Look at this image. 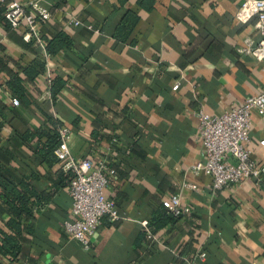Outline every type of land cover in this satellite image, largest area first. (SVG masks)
I'll list each match as a JSON object with an SVG mask.
<instances>
[{
  "label": "crops",
  "instance_id": "crops-1",
  "mask_svg": "<svg viewBox=\"0 0 264 264\" xmlns=\"http://www.w3.org/2000/svg\"><path fill=\"white\" fill-rule=\"evenodd\" d=\"M153 2L42 0L51 17L27 37L0 22V160L17 181L30 176L49 193L33 199L22 260L0 256V264H264V180L216 190L192 168L203 150L195 111L221 114L264 88V61L240 51L247 37L259 38L255 20L237 18L245 0ZM130 9L139 19L124 41L115 32ZM60 32L71 43L49 50L46 41ZM12 72L23 98L8 86ZM252 114L248 147L264 165V117ZM52 121L70 128L76 157L107 158L116 169L106 193L123 217L103 218L90 249L65 227L75 216L59 163L21 137ZM176 193L191 213L170 220L164 201ZM9 217L0 202L1 227Z\"/></svg>",
  "mask_w": 264,
  "mask_h": 264
},
{
  "label": "built area",
  "instance_id": "built-area-1",
  "mask_svg": "<svg viewBox=\"0 0 264 264\" xmlns=\"http://www.w3.org/2000/svg\"><path fill=\"white\" fill-rule=\"evenodd\" d=\"M0 1L6 3L5 18L9 25L13 28H23L26 37L35 34L39 23L51 17L50 9L42 0ZM236 16L244 23L255 20L254 26L259 33L258 39L247 37L240 51L264 61V0H245ZM73 22L80 24L78 18H74ZM179 84L180 81H177L176 86ZM10 101L16 106L20 103L17 97H10ZM253 112L264 117V88L259 93L251 94L242 104L233 106L221 114H209L203 109L195 111L203 150L202 159L192 165V168L197 173L203 172L211 176L212 186L216 190L252 178L257 182L264 180V165H259L253 160L251 149L248 147ZM70 133L69 127L60 128L61 141L55 150L62 168L74 174L69 194L75 218L65 220V227L85 249H90L103 218L116 222L123 217L116 200L106 193L116 169L107 158L95 159L89 155L76 157L70 145ZM181 199V194L176 193L164 201L173 215L185 216L191 213L190 207L183 205ZM142 225L144 231L151 236L153 232L149 222L144 220ZM206 256L205 252L200 253L202 259Z\"/></svg>",
  "mask_w": 264,
  "mask_h": 264
},
{
  "label": "trees",
  "instance_id": "trees-1",
  "mask_svg": "<svg viewBox=\"0 0 264 264\" xmlns=\"http://www.w3.org/2000/svg\"><path fill=\"white\" fill-rule=\"evenodd\" d=\"M127 1L128 0H118L121 5L126 4ZM140 2L143 7L147 9L152 8V5L154 4L153 0H140ZM5 8H7L6 3L0 2V22L7 27H12L5 18ZM138 19L139 15L135 10L130 9L126 11L122 17L121 23L118 24L116 28V36L124 41L127 40L129 34H131V30L138 23ZM46 42L48 43L49 50H51V45H55V42H58L61 45L71 43L69 42L67 35L63 32H60L55 38L47 40ZM6 67V63H4L3 58L0 57V68ZM25 70L26 73H28L29 69L26 68ZM27 78L28 80H32L33 76L31 77L27 75ZM56 81L63 82L59 79ZM8 82V86L14 94L17 96L19 95L21 98L25 97V86L18 74L12 72ZM52 90L54 96L59 89L53 85ZM51 124V129L49 130L42 128L36 133H23L21 134V137L24 141H29L28 138H30L32 141L37 142L36 153L49 163H59L60 165V160L55 154V150L61 141L58 127L60 122L52 121ZM42 136L46 137L47 140L45 142L41 141L40 138ZM35 138H37L38 141L34 140ZM59 170L62 184H64V178H68L67 183H71L74 178L73 172L64 170L61 165ZM32 180L33 178L30 176H23L20 181H17V179L7 171V165L0 160V202L3 203L10 216L9 219L5 221V226H0V256H4L12 262L22 260L21 250L24 240L22 231L27 216L30 217L32 214L31 205L33 204V199L36 198L43 201L49 199V193L47 191L38 190L34 186ZM166 214L169 215L166 216ZM164 216L170 220H174L175 217H180L173 215L167 209Z\"/></svg>",
  "mask_w": 264,
  "mask_h": 264
}]
</instances>
